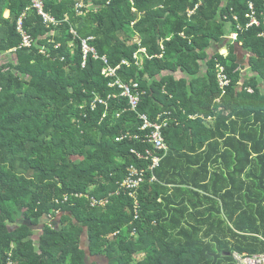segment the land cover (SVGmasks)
I'll use <instances>...</instances> for the list:
<instances>
[{
  "label": "trees",
  "instance_id": "trees-1",
  "mask_svg": "<svg viewBox=\"0 0 264 264\" xmlns=\"http://www.w3.org/2000/svg\"><path fill=\"white\" fill-rule=\"evenodd\" d=\"M91 1L77 15L74 0H43L56 25L28 9L34 43L0 61V264H235L233 251L264 253V0ZM27 6L0 0V53L19 44ZM101 56L128 64L105 76ZM116 79L138 84L134 109ZM165 112L178 124L162 129L167 149L153 150L162 158L145 171L134 219L120 183L128 166L146 167L130 152L151 149L139 115Z\"/></svg>",
  "mask_w": 264,
  "mask_h": 264
},
{
  "label": "built area",
  "instance_id": "built-area-1",
  "mask_svg": "<svg viewBox=\"0 0 264 264\" xmlns=\"http://www.w3.org/2000/svg\"><path fill=\"white\" fill-rule=\"evenodd\" d=\"M31 2H32V5L35 8H37L39 15L41 16L42 21L45 25L57 23V21L54 20L55 18L53 16H51L49 13H47L43 10V7H44L43 0H30V4H31ZM130 2L132 3L133 0H130ZM87 5L91 6L93 9H95V6H96L95 4H93V2L91 0H74L73 8L76 11L77 15H81V14L86 12L84 10V7H87ZM191 12L192 11H189L188 13L190 14ZM25 13L26 12L24 10L21 13L20 17L18 18L17 28L21 34L20 46L29 47L32 43V40H31L29 34H27L25 31H23L21 29V21H22V18L25 16ZM245 17H247L249 19L248 25H251V24L259 25V23H260L259 19L255 15V11H254L252 3L250 1H248V9L246 11ZM262 23H264V17H263ZM259 35L264 36V33H259ZM231 36H232V38H235L236 34H232ZM82 44H83L84 52H87L90 50L93 51L90 47L85 45L84 41H82ZM139 52L144 53L145 49L140 48L138 50V52L133 53V59L135 60V64H137V65L139 64V62H138ZM101 60L105 63V67L102 69L101 72L105 76H110V77L115 75V70L117 68H119L120 65H122V64L127 65L128 64L126 61L123 60L116 67H111L110 65H108L107 59L105 56H101ZM216 79L218 81L219 88L222 89L221 90L222 92H224L225 86H227L229 83V78L226 75L223 67H220L217 70ZM109 84L111 86L116 85L121 90L120 94L123 96H126L128 98V102H129L131 109H134L136 107V105L139 101V97L137 96V93L132 92L134 90L137 91L136 89H137L138 84L136 82L128 84V83H123V82L119 81L118 79H116ZM93 107H94V103L92 101L91 102V108H93ZM139 118L142 121V125L140 126L139 130H148V132L144 134L142 141L149 144L151 146V149L145 148L142 151L130 149V152L133 153L136 158H138L140 160H144L145 162H147L146 167L142 168L140 166L137 167L135 165L128 166L126 169V173H125V175H124V177L120 183V187L127 189V195L133 199V208H134V217L133 218L134 219H136L138 216L137 210L139 208L136 191H137L140 183L144 179L145 171H146V169L153 170L154 168H156L159 165L161 158H162L161 155L154 154L153 150H155V151L162 150L165 152L167 149V145L164 142L163 135H162V129L164 127H166V125L168 123L167 119L162 117L161 115H159L154 120V122H152L149 120V118L146 114H140ZM126 137L130 138V134L121 135L120 137L117 138V140L119 141V140L124 139ZM134 137H136V136H134ZM155 180H156L155 176L151 175L149 178V181H155ZM118 192H119V190H116L114 193L118 194ZM110 195L111 194H109V196ZM106 202H107V199H100V200L95 199V200H92V205L103 206V205H105ZM113 234H116V233L114 232ZM232 256H233V259L235 260V262L237 264H264V253L247 255L245 253H239V252L234 251L232 253Z\"/></svg>",
  "mask_w": 264,
  "mask_h": 264
},
{
  "label": "rangeland",
  "instance_id": "rangeland-1",
  "mask_svg": "<svg viewBox=\"0 0 264 264\" xmlns=\"http://www.w3.org/2000/svg\"><path fill=\"white\" fill-rule=\"evenodd\" d=\"M133 3V2H132ZM28 9H34L35 11L37 10V8H35L33 5H32V2H31V4H30V0H29V6H27L26 8H25V12L28 10ZM43 10H44V7H43ZM45 11V10H44ZM38 12V10L36 11V13ZM46 12V11H45ZM38 15H39V12L37 13ZM2 16H4V17H7L8 16V11L7 10H5L3 13H2ZM40 16V15H39ZM20 17V16H19ZM18 17V18H19ZM41 17V16H40ZM23 19V18H22ZM42 19V18H41ZM54 20H56V19H54ZM17 21H18V19H17ZM17 21H16V31L18 32V34H19V37H20V42H19V44L17 45V47L15 46V47H12V48H10V49H8V51H6V52H4V53H0V61H2V62H5V61H8V62H10V63H16V61H15V56H16V49L17 48H23V47H25V46H20V43H21V34H20V31L18 30V28H17ZM57 21V20H56ZM43 22V21H42ZM58 22V21H57ZM248 23H249V19H247V26H252V25H254V26H257L256 24H251V25H248ZM57 24V23H56ZM56 24H49V25H56ZM46 26H48V25H46ZM21 29L24 31V29L22 28V21H21ZM72 31V30H71ZM26 32V31H25ZM27 33V32H26ZM54 32L53 31H49L47 34L48 35H52ZM28 34V33H27ZM29 36H30V34H29ZM30 38H31V36H30ZM31 40H32V38H31ZM34 43V41L32 40V43H31V45ZM30 45V46H31ZM29 46V47H30ZM44 48H42V49H40V52H42V53H44V50H43ZM220 51H222V52H226L227 53V50L225 51V49H221ZM241 59H242V61L241 62H244L245 61V59L243 58V57H241ZM12 71L14 72V73H18L15 69H12ZM182 76V74L181 73H179V72H176V73H174V77H181ZM257 81L259 82L260 81V78H257ZM167 120H168V118H167ZM172 122L174 123V124H178V121L174 118V119H172ZM65 199V198H64ZM44 220H47L45 217L43 218ZM36 232H35V234H34V236L32 237V238H34V239H36V237H37V234H38V232H39V230L38 229H36L35 230ZM234 252V251H233ZM232 252V253H233ZM237 252V251H236ZM232 253H231V255H232ZM257 254V253H256ZM248 255V254H247ZM138 258V256H136V258L134 259V261H136V259ZM232 258H233V256H232ZM234 260V259H233ZM235 261V260H234ZM98 262L99 263H104V259L101 261V260H98ZM235 264H237L236 262H235Z\"/></svg>",
  "mask_w": 264,
  "mask_h": 264
},
{
  "label": "clouds",
  "instance_id": "clouds-1",
  "mask_svg": "<svg viewBox=\"0 0 264 264\" xmlns=\"http://www.w3.org/2000/svg\"><path fill=\"white\" fill-rule=\"evenodd\" d=\"M195 7H196V6H195ZM189 11H192V12H193V10H188V11H187V14H188V15H190V14L192 13V12H191V13L189 14V13H188ZM233 18H236V17L233 16ZM246 19H248V18L246 17ZM260 33H264V32H260ZM232 34H236V32H235V31H232V32L228 33V36H225V38L228 39L229 42H230V40H231V41H234V40L236 39V36H235V38H232V36H231ZM236 35H237V34H236ZM258 36H261V35L258 34ZM262 37H264V36H262ZM221 49H225V48H221ZM221 49H220V50H221ZM225 51H226V49H225ZM220 53H221L222 55H226V54H227L226 52H222V51H220ZM223 69H224V68H223ZM110 194L113 195V194H115V193L112 192V193H110ZM111 195H110V196H111ZM132 201H133V199H132ZM138 205H139V204H138ZM133 211H134V208H133ZM137 211H138V210H137ZM115 233H116V232H115Z\"/></svg>",
  "mask_w": 264,
  "mask_h": 264
},
{
  "label": "crops",
  "instance_id": "crops-1",
  "mask_svg": "<svg viewBox=\"0 0 264 264\" xmlns=\"http://www.w3.org/2000/svg\"><path fill=\"white\" fill-rule=\"evenodd\" d=\"M140 53H143V52H139V55H140ZM168 114H169V113H167V112L160 114L162 117H164V118H166V119L168 118V120H167V122H168L167 125H169V123L172 122V119H174V118L169 117ZM172 123H173V122H172ZM167 125H166V126H167ZM164 128H165V127H164ZM122 179H123V178H122Z\"/></svg>",
  "mask_w": 264,
  "mask_h": 264
}]
</instances>
